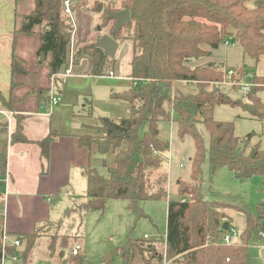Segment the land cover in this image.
Wrapping results in <instances>:
<instances>
[{
  "label": "trees",
  "instance_id": "16d2710c",
  "mask_svg": "<svg viewBox=\"0 0 264 264\" xmlns=\"http://www.w3.org/2000/svg\"><path fill=\"white\" fill-rule=\"evenodd\" d=\"M93 1V9L97 3L105 4H102L104 14L97 31L112 21L107 18L108 13L124 8L129 10L130 24L124 27L129 30L126 40L134 45L128 75L133 85L114 97L128 103L130 112L127 118L99 117L98 124L92 126L97 136L83 135L78 138L79 147L90 149L96 145L100 155L116 152L115 165L107 169L106 176L94 168L84 170V201L67 210L65 216L69 217L76 211L102 215L108 201L123 200L127 211L136 220L147 217L139 203L167 196L163 156L169 152L170 145L159 138L158 124L170 121L173 114L178 136L183 138L189 134L194 139L195 153L190 159L192 184L177 181L179 188L185 185L179 190L187 198L168 201L166 236L145 240L127 234L121 247L120 264H163L164 258L167 264H250L246 240L257 226L264 228V205H259L253 215L240 206L206 201L201 197L198 181L206 151L213 173L220 167H226L239 181H246L255 175L264 181V150L256 144L246 154L239 146L233 123L213 119L216 106L240 107L259 120L264 133V103L258 96L264 91V77L251 74L248 80L255 86L245 93L243 102L233 100L224 93L220 85L224 80L221 66L208 63L192 68L189 63L209 56L204 47L217 49L229 39H233L244 55L257 63L264 56V0H254V9L246 7L248 0H114L120 8H112V0ZM63 2L35 0L34 10L23 17L19 30L29 35L35 26L40 27L38 54L49 55L50 75L66 68L72 37V25L63 14ZM113 27L114 22L109 36L116 41L119 33L112 35ZM231 29L233 32L230 34ZM85 43L75 52L74 65L87 55L91 61L90 75L107 77L114 72V57H106L103 50L96 47V41L86 40ZM11 67L13 74L23 72L15 60ZM240 73L244 74V69ZM184 85L190 90L184 91ZM44 93L39 94V99ZM0 100L5 104L1 94ZM143 123L147 124V129L139 134ZM197 123H203L209 133L207 149L196 131ZM57 137L55 131H50L36 142L45 162L49 160V146ZM11 141L27 142L20 122H17ZM6 173L7 151L3 149L0 151V179ZM150 177L157 178L155 183L159 188L156 192L150 191L153 187ZM227 207L245 215L246 228L240 244L227 246L220 243L224 232L222 227L226 222L222 210ZM40 229L26 235L23 256L30 252ZM66 239L67 242L69 239L74 241L73 236ZM67 242L56 244L53 239L50 248L68 249ZM3 250L7 255L14 253V248H3L0 242V264ZM80 252L77 255L68 253L62 264H84V256Z\"/></svg>",
  "mask_w": 264,
  "mask_h": 264
},
{
  "label": "crops",
  "instance_id": "0c3cea01",
  "mask_svg": "<svg viewBox=\"0 0 264 264\" xmlns=\"http://www.w3.org/2000/svg\"><path fill=\"white\" fill-rule=\"evenodd\" d=\"M246 7L254 9L255 1L248 0ZM34 8L35 0L18 2L0 0V94L5 100V104L0 100V151L3 149L7 151V173L0 179L3 182L0 186V212L3 214L0 226L9 235L10 248H14L11 245L12 241L16 239L20 241V246L14 248V253L21 257L22 264H39V260L34 261L31 257L33 247L23 256L26 235L34 233L37 228L46 231L45 226L60 224L61 215L64 217L67 210L84 201L83 197L86 194L84 170L94 168L98 171L97 168L101 165L96 145H92L90 149L78 145V138L89 135L91 133L89 127L99 122V116L91 115L94 111L93 105L101 103L105 108L101 113H109L110 118L115 119L117 116L126 118L129 116L130 105L119 102L114 95L133 85L130 78L128 83L119 87L115 76L107 78L92 76L89 73L90 61L79 59V64L74 65L70 76L56 81V89L61 96L60 103L49 115L44 113L49 89L52 86L48 67L49 55L42 61L38 54L39 26H35L29 35L19 31L23 17L29 15ZM79 30L80 28L76 30L75 35L73 33V41L74 39L78 42L84 41L90 36L87 29L82 34ZM222 47V44L213 50L204 47V50L210 53L209 56L193 60L189 66L194 68L213 63L221 66L224 71L223 64L226 59L221 58L224 49ZM239 51L241 53L239 59L244 60L242 49ZM13 60L23 72L13 74L11 67ZM248 61L249 73L256 77H264V56H261L257 63L250 58ZM82 86H86V89H79ZM99 87L105 89L113 87V90L118 88L119 91L113 94L114 91L111 90L110 95H107L106 92H99ZM42 91L45 93L39 99ZM90 95L94 97V102ZM110 112L114 114L111 115ZM118 112L122 115H116ZM87 115L90 116L86 118ZM17 122H20L27 142L11 141ZM50 131H55L58 137L51 142L49 160L45 162L41 158L36 142L46 137ZM124 146L123 144L122 148ZM108 153L111 154L110 166H105L102 158L104 162L102 166L107 169L114 167L116 152ZM165 236L166 229L162 238ZM43 237L47 241V250L51 244L47 233H39L33 246L39 245V240ZM65 257L63 253V256H58L52 264H62ZM107 259H110V256ZM17 262L7 261L6 264ZM42 263L46 264L45 260Z\"/></svg>",
  "mask_w": 264,
  "mask_h": 264
},
{
  "label": "rangeland",
  "instance_id": "374dc122",
  "mask_svg": "<svg viewBox=\"0 0 264 264\" xmlns=\"http://www.w3.org/2000/svg\"><path fill=\"white\" fill-rule=\"evenodd\" d=\"M69 1L72 3L71 12L73 20L71 21L68 16H64L72 22V37L69 47L73 44L75 52L78 48H81L84 44H86V40L90 42H97V39H100L102 36L110 35L109 30L113 21H110L99 31L96 29L102 23V16L104 14V6L102 5L104 3L102 0H98L102 2V4L97 3V7L95 9H93V0ZM112 1L114 5L112 8H120L118 2L114 0ZM98 6H101L100 11H97ZM79 28L80 34L87 29L90 36L87 39H84V41L78 42L75 39L73 41V30L75 35L76 30ZM128 34L129 30L126 27H123L119 31V38L116 40L118 48L114 54L116 64L113 73L116 77L114 79L117 81L119 87L129 81V63L133 56L134 45L133 42L126 40ZM222 46L224 49L221 58L226 59V62L223 64L224 72L225 70L230 69H244L246 74L250 72L249 68H247L249 58L245 56L243 58L244 60L239 59L241 56L239 50L241 49L233 39H229L227 44H222ZM81 59L90 61V58L87 55L82 56L80 60ZM244 65H246V67ZM222 87L224 93L231 99H240L244 102V95L247 91L245 92L237 87L231 86ZM182 88L184 91L190 90V88L186 85L182 86ZM79 89L85 90L86 86H82ZM113 89V87H109L107 89L99 87L98 91L103 93L106 92L107 95H110L109 93ZM117 89L118 88L113 90V94L119 91V89ZM258 96L264 103V91L260 92ZM90 98L94 102V97L90 95ZM118 101L124 103L123 101ZM83 103H85V99H83ZM93 110L94 111L91 114L92 117H108V115H110L109 113H101V111H105V108L101 103L96 106L93 105ZM49 111L50 110L45 108L44 113H49ZM110 113L111 115L114 114L113 112ZM119 114L122 115L119 112L116 115ZM89 116L90 115H87L86 118ZM124 117L125 116H117L115 119ZM173 119L174 115L172 114L170 121H161L158 124L159 138L163 141L169 142L170 145L168 154L166 153L163 156V166L165 167H163V169L167 173V182L165 187L167 196L157 200L142 201L139 203L140 208L147 217L136 220L134 216L129 214L127 211L126 203L123 200L108 201L102 215L97 212L78 211H76V213H72L69 217H63V215H61L59 217V219H62L60 224L50 227L45 226L46 231L41 230V228L39 233H47L50 242L55 239L56 244L59 242H67L66 238L72 236L75 242L69 239L66 243L68 244V249L54 246L53 249L49 247V249L46 250L47 241L45 240V237H43L44 239L42 238L39 240V245L33 246L30 252L34 261L39 260V264H41L42 261L45 260L46 264H52L61 252L67 257L73 247L79 245L81 247L80 254L82 253L84 256V264H120L121 247L127 234L130 233L133 238L144 239L149 237L150 240H158L164 236L166 229L167 203L168 201L179 200L180 197H182L181 199L187 198L186 196L183 197L179 190L185 185L182 184L179 188L177 181L181 180L184 183L192 184L190 159L195 153L193 137L189 134L185 135L183 138L179 137ZM213 119L233 123L234 134L239 140V146H241L246 154L256 144H259L260 149L264 150V133L262 125L259 120L252 118L240 107H231L228 105L216 106L213 111ZM89 128L91 130L89 136H97V133L92 129V126ZM146 129L147 124L143 123L140 126L139 134H142L146 131ZM196 131L202 138L204 146L207 149L209 143V133L204 124L197 123ZM248 135H250V137H248ZM100 158L101 165L97 169L100 174L106 176L107 168H103L102 165L104 162H102V158L105 161V166H110V163H112L111 154L108 153L100 155ZM200 169L201 174L198 182L200 184V194L204 200L218 201L230 205L240 206L250 211L253 215L256 214L257 207L259 205H264V181L260 176L255 175L246 181H239L234 176L233 172L228 170L226 167H220L213 173L207 151L204 154ZM154 177H150V185L153 183V187L150 188L151 192H156L159 188L155 183L157 178ZM222 212L226 215V221L228 222L229 227L238 233V237L234 240L233 244L242 243V234L245 232L246 228L245 215L232 207H227L222 210ZM260 226L261 225L253 229L246 240L249 249L250 264H264V228H261L262 226ZM74 236L78 238H74ZM79 238L81 240H79ZM109 256L110 259H107ZM21 263L22 262L20 260L15 264Z\"/></svg>",
  "mask_w": 264,
  "mask_h": 264
},
{
  "label": "built area",
  "instance_id": "2783aa9c",
  "mask_svg": "<svg viewBox=\"0 0 264 264\" xmlns=\"http://www.w3.org/2000/svg\"><path fill=\"white\" fill-rule=\"evenodd\" d=\"M71 6L72 3L69 0H65L63 2V14L68 16L69 19L72 21V12H71ZM70 21V22H71ZM72 24V22H71ZM74 33V30H73ZM74 62H75V50L73 47V44L71 47L68 48L67 51V56H66V68L61 70L57 74L51 75V81H52V86L49 89V95H48V100L46 102V108L51 112V110L60 103L61 101V96L60 93L56 89V81L58 79H63L72 74V70L74 67ZM114 73L110 72L108 77H113ZM251 74L249 73H240V70H226L224 72V80L221 82L220 85L222 86H231V87H237L241 89L242 91H249L250 88L254 87L255 84L251 83L248 79L251 78ZM49 113L47 115H49ZM3 216V214L0 212V218ZM238 237V233L234 230L231 229L230 227L228 228L227 231L223 232V235L220 236V243L230 246L234 245L233 242L234 240ZM145 240H149V238H144ZM8 241H9V235L3 230L0 226V242L3 248H7L8 246ZM12 247L17 248L20 246V241L19 240H14L11 243ZM81 251V247L79 245H76L73 247L71 250L72 255H77ZM21 257L17 253H12L11 255H7L5 251L3 250L2 253V258H1V264H6L7 261L9 262H17L20 261ZM22 264V263H21ZM107 264V263H104ZM163 264H167L165 258L163 261Z\"/></svg>",
  "mask_w": 264,
  "mask_h": 264
},
{
  "label": "water",
  "instance_id": "95a60500",
  "mask_svg": "<svg viewBox=\"0 0 264 264\" xmlns=\"http://www.w3.org/2000/svg\"><path fill=\"white\" fill-rule=\"evenodd\" d=\"M101 10V6L98 7L97 11ZM107 18L112 20L114 22V27L112 30V35H115L119 33V31L126 25L130 24V15H129V10L128 8H124L121 11L115 12V13H108ZM233 32V29L229 31L231 34ZM96 47L100 48L103 50L104 55L106 57H114V54L118 48V43L115 41L111 36L105 35L101 37L96 43ZM40 58L43 61L45 59V56L43 54H40ZM3 185V182L0 181V186ZM229 228V224L225 222L223 224L222 229L224 231H227ZM60 257L63 256V253L61 252L59 254Z\"/></svg>",
  "mask_w": 264,
  "mask_h": 264
},
{
  "label": "flooded vegetation",
  "instance_id": "af4514ba",
  "mask_svg": "<svg viewBox=\"0 0 264 264\" xmlns=\"http://www.w3.org/2000/svg\"><path fill=\"white\" fill-rule=\"evenodd\" d=\"M103 37V36H102Z\"/></svg>",
  "mask_w": 264,
  "mask_h": 264
}]
</instances>
